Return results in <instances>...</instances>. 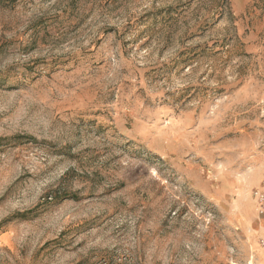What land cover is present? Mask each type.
<instances>
[{
  "label": "rangeland",
  "instance_id": "obj_1",
  "mask_svg": "<svg viewBox=\"0 0 264 264\" xmlns=\"http://www.w3.org/2000/svg\"><path fill=\"white\" fill-rule=\"evenodd\" d=\"M0 264H264V0H0Z\"/></svg>",
  "mask_w": 264,
  "mask_h": 264
},
{
  "label": "built area",
  "instance_id": "obj_2",
  "mask_svg": "<svg viewBox=\"0 0 264 264\" xmlns=\"http://www.w3.org/2000/svg\"><path fill=\"white\" fill-rule=\"evenodd\" d=\"M263 197V196H262Z\"/></svg>",
  "mask_w": 264,
  "mask_h": 264
}]
</instances>
